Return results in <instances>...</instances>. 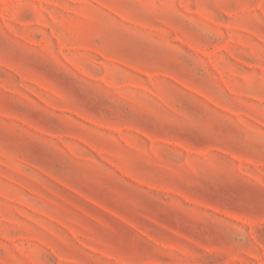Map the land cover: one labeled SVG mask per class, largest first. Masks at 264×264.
<instances>
[{"label": "rangeland", "instance_id": "1", "mask_svg": "<svg viewBox=\"0 0 264 264\" xmlns=\"http://www.w3.org/2000/svg\"><path fill=\"white\" fill-rule=\"evenodd\" d=\"M0 264H264V0H0Z\"/></svg>", "mask_w": 264, "mask_h": 264}]
</instances>
